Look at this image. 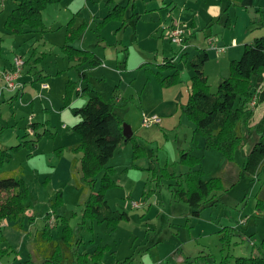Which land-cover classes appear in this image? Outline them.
<instances>
[{
    "label": "rangeland",
    "instance_id": "obj_1",
    "mask_svg": "<svg viewBox=\"0 0 264 264\" xmlns=\"http://www.w3.org/2000/svg\"><path fill=\"white\" fill-rule=\"evenodd\" d=\"M116 1L127 5V22L120 29L118 20L103 22L108 11L105 0H61L44 8V28L27 26L22 33H11L5 22L15 4L13 0H0V37L4 44L0 58L3 50L4 58L9 56L11 62L16 55L25 59L21 78L24 92L10 101L3 98L12 91H0V174L19 171L34 200L24 217L2 221L0 264H188L187 257L191 264H237L238 256L257 251L264 236V209L256 207L264 183V167L258 176H248L242 169L248 151L259 138L253 124L264 103L248 105L252 126L244 129L245 144L234 152L239 168L235 183L219 193L216 204L204 206L198 216L190 213L185 200L175 197L178 178H158V171L165 168L176 175L186 172L189 166L178 159L182 150H190L202 159L201 177L209 179L223 174L226 157L216 149L204 148V135L194 131L193 120L181 107L173 125L161 122L155 113L160 121L143 126L142 113L153 114L148 108L156 102L151 101L154 85L147 76L151 74L157 80L153 71L156 63L164 61L163 54H171V46L176 51L180 47L166 33L169 25L193 17L198 21L201 29L193 33L189 25L185 42L190 36L191 55L202 47L209 51L204 69L210 88L215 91L219 72L223 77L231 75V60L219 58L220 52L210 47L205 34L212 32L223 38L230 47L225 54L232 56V44L237 42L228 38L235 34L240 42L248 34L251 29L245 27V17L250 13L264 18V0H246L245 4L230 6L229 0ZM255 20L251 21L252 39L264 34V27ZM69 21L75 27L88 23L74 45L94 50L103 58L100 66H89L91 85H97L103 74L119 83L123 100L116 111L133 127L135 138L147 152L134 165V140L120 144L107 166L96 170L91 182L84 175L83 152L76 148L80 136L71 128L79 116L64 106L63 99L66 83L79 84L80 76L77 63L62 50ZM178 63L182 79L176 84L185 93L191 83L189 72L194 69L189 60L179 59ZM0 68L1 74L5 67ZM145 81L151 90L140 101ZM3 83L1 78L0 84ZM262 89L264 84L258 90ZM85 102V95L74 94L72 103L82 106ZM180 114L185 117L182 123ZM32 122L37 123L35 128ZM187 124L193 130L186 128ZM193 134V148H189ZM151 155L157 161L155 165L150 162ZM106 173L111 181L105 190L108 203L126 211L128 219L100 222L87 213V203L101 188ZM60 192L62 196H58ZM227 225L234 226L236 234L229 235L224 229ZM45 228L48 238L42 243L38 230ZM65 229L68 234L63 237ZM62 243L68 245L65 257L62 251L53 250Z\"/></svg>",
    "mask_w": 264,
    "mask_h": 264
},
{
    "label": "trees",
    "instance_id": "obj_2",
    "mask_svg": "<svg viewBox=\"0 0 264 264\" xmlns=\"http://www.w3.org/2000/svg\"><path fill=\"white\" fill-rule=\"evenodd\" d=\"M60 1L13 0L15 6L7 16L5 28L11 33H22L27 26L29 28H44V8ZM232 1L238 4L241 0ZM105 2L108 11L103 22L115 19L122 22L118 29L125 26L127 5L120 4L115 0H106ZM73 24L72 21H69L66 27V40L62 45L63 52L69 59L75 60L79 64L89 62L92 66L99 65L101 58L94 51L72 45V42L79 38L88 23L83 22L77 27ZM263 24L264 21H262ZM1 46L0 37V53ZM184 51L185 49L182 51V56L186 55ZM173 59V57H165L162 63H158V70L154 72L156 78L164 86L176 84L182 79L181 72ZM208 59L209 53L205 48L199 49L191 57L190 64L194 69V74L191 76L188 102L182 104L181 108L193 120L194 131L204 135V148L207 150L216 149L226 157L224 172L221 176L203 179L199 167L202 159L199 155L192 154L190 150H182L178 159V162L189 166L186 172L176 175L168 172L165 168L158 171V178L163 176L178 178L174 184L173 193L175 197L187 202L193 216H198L204 206L216 204L219 193L228 189L229 184L235 183L239 168L236 167L234 152L245 144L244 129L252 126L248 105L254 97H256V104L264 102V89L258 90L264 84V34L254 37L253 42L244 44L241 56L230 62L231 75L221 77L215 91L211 90L204 69ZM166 69H172V72L163 75L161 71ZM79 74V84L74 81L66 83L63 99L64 106L70 107L72 113L79 116L71 128L80 136V142L76 148L83 152L84 175L91 182L96 170L107 166L120 144L131 139L134 140L132 160L134 165L136 160L147 155V152L142 142L137 141L134 133L129 138H126L123 133L125 119L116 111L119 84H112L102 79L96 88L91 85L89 73L85 68L81 69ZM74 94L85 95V104L74 105L72 103ZM36 124L32 122L34 128ZM253 127L259 134V138L248 151L242 167L248 176H258L264 167V109ZM149 158L153 165L157 163L153 155ZM2 162L3 157L0 155V166ZM110 183V176L106 173L101 188L91 195L87 203V213L100 222L129 218L126 211L114 209L108 203L105 190L110 186ZM58 196H62V193L60 192ZM33 201L19 171L0 174V226L7 217H24ZM256 207L259 210L264 209V183L261 193L257 197ZM45 225L47 226V221ZM46 229L38 230V239L42 243L48 238ZM224 229L229 235L236 234V228L232 225H227ZM67 230L65 229L63 237L67 236ZM44 238L46 239L44 240ZM48 244L50 243L48 242ZM66 247L68 245L65 246L62 243L53 250L54 252L62 251L65 257L67 256ZM185 259L188 264L192 263L189 257ZM236 263L264 264V236L257 251L247 256H238Z\"/></svg>",
    "mask_w": 264,
    "mask_h": 264
},
{
    "label": "crops",
    "instance_id": "obj_3",
    "mask_svg": "<svg viewBox=\"0 0 264 264\" xmlns=\"http://www.w3.org/2000/svg\"><path fill=\"white\" fill-rule=\"evenodd\" d=\"M106 1V0H105ZM116 1V0H115ZM117 2V1H116ZM119 3V2H118ZM234 4V5H242V4H245L246 3V0H241L238 4H235L232 0H229V4H228V6H230V4ZM121 4V3H120ZM126 5V4H125ZM245 10H247V8H245ZM257 10V9H256ZM256 16V13L255 12H252V13H250L249 15H248V17H245V19H246V21H245V27L246 28H250L251 30L249 31L248 30V34L247 35H244L245 37L242 39V40H240V42L237 40L238 38H236L237 36L235 35V34H232V36H230V38H228V41H230V39L232 40V39H235L236 40V42L237 43H235L234 45L232 44V47H235L234 48V50L235 51H230V54L232 55V56H229V55H227V54H225V52H227L226 50L228 49V48H230L229 47V44L228 43H225V40L223 41V38H219L218 37V34L216 35V34H214L213 35V33L212 32H208V33H206L205 34V37L206 38H208V37H214V38H216V42H217V44H219V45H225L226 47L223 49V50H216L217 52H220L219 53V58H221V59H224L225 61H228L229 59L230 60H232V59H237V58H235V56L236 55H240V54H242V51H243V47H244V44L245 43H250V42H253V40H254V37H256V36H253V39L251 38V36H252V34H253V32L254 31H252V28H253V26H252V24H251V21L252 22H254V20L257 22V23H259L260 24V26H263L264 27V24L262 25V21H264V18H261V17H255ZM252 18H254V19H252ZM119 21V20H118ZM121 22V21H120ZM122 23V22H121ZM178 23H187V25H188V27H189V25L191 26V32H196V30H199V29H201V27H199V23H198V21H196V19L193 17L192 18V20H182V22L181 21H179V22H174V23H172L171 25H169L168 26V28H167V31H166V33L168 32L169 33V29L173 26V25H176V24H178ZM231 23V21L229 20V17L227 18V20H226V24H230ZM121 25V24H120ZM255 26H257V25H255ZM120 26H118V28H119ZM117 28V29H118ZM259 29V28H258ZM256 33V32H255ZM77 40V39H76ZM218 40V41H217ZM246 41V42H245ZM3 42V41H2ZM74 42L75 41H73L72 42V45H74ZM187 47H186V49H185V51H184V53L186 54L185 56H182V51L180 50V47L178 48V50L176 51V47H174V46H171V50H172V52H171V54L169 55V56H166L165 54H163V58L164 57H173L174 59V62L176 63L177 62V60H181V62L182 61H187V60H189L190 61V59H191V57L194 55V54H196L197 53V51L199 50V49H201V48H198L197 50H195L193 53H192V55H191V53L189 52V50H188V46H189V44H190V42H191V38H190V36H189V38H187ZM205 42H207V39L205 40ZM208 43V42H207ZM230 44V45H231ZM242 44H243V46H242ZM3 45V47H4V44H2ZM239 45H241L240 47H238ZM75 46V45H74ZM75 47H77V46H75ZM78 48H80V47H78ZM202 48H204V47H202ZM82 49H86V48H82ZM205 49H207V48H205ZM92 51H94V50H92ZM208 51V50H207ZM4 51L2 50V55H1V58H0V62H2L3 64H1L3 67H7V68H9L10 67V65H11V59H10V57L9 56H7V53H6V56L7 57H5L4 58V56L3 55H5V53H3ZM100 58H101V63L99 64V65H97V66H100L102 63H103V58L100 56V54H98L96 51H94ZM229 52V51H228ZM157 53L159 54V51H157ZM163 53H165V52H163ZM208 53H209V51H208ZM236 53V54H235ZM8 57H9V63L7 62V60H8ZM209 57H210V53H209ZM163 58H162V60H161V62L163 61ZM229 60V61H230ZM142 61V60H141ZM73 62H76L77 64H76V66L78 67V69H79V71L81 70V69H83V68H85L86 70H87V72L88 73H90V71H89V66H92V65H90V63L89 62H85L84 64H79V62H77V61H75V60H73ZM158 63H160V62H158ZM158 63H156V69H153V71H157L158 70ZM0 65V66H1ZM205 65H206V63H205ZM97 66H94V68L95 67H97ZM178 68H179V63H178ZM4 68V69H5ZM120 68V67H119ZM1 69V68H0ZM181 69V68H180ZM185 70H188L187 69V67H186V65H185V68H184ZM205 71H206V69H205ZM172 72V69H166V70H163V71H161V73L163 74V75H167V74H169V73H171ZM190 74H189V76L191 77L193 74H194V72H189ZM182 74V73H181ZM221 75V77H223L222 76V74H221V72H219V75H218V77ZM89 76H90V74H89ZM187 77V76H186ZM220 77V78H221ZM1 76H0V81H1ZM79 78H80V76H79ZM150 78H152V79H150ZM102 79H105V80H107L109 83H112V84H116V83H114V82H112L111 80H110V78L106 75V74H103V76L99 79V81L100 80H102ZM147 80L149 81V83L150 84H153L154 85V90L152 89V91H153V93H155V96L154 97H152V100L151 101H156L154 104H152L149 108H148V112H152L153 114H155V113H157V114H159L160 115V117H161V122H163V120H165V121H167L168 122V125H173L175 122H176V119H177V115H178V113L180 112V107H181V105L184 103V101H187V99H188V97H189V94H190V87L188 88V91H186L185 93H183L182 92V90L180 91V84L178 83V84H173V85H170V86H164V85H162V84H160V81L157 79V80H155L154 78H153V76L151 75V74H149L148 76H147ZM90 81H91V79H90ZM3 82V81H2ZM146 82L147 81H145V84H146ZM117 84H119V83H117ZM1 85V84H0ZM121 85V84H120ZM92 86H94V85H92ZM95 87L97 88L98 87V84L97 85H95ZM150 90H151V88H149V85H145V88L143 89V95H140L139 94V96H140V101H144L145 100V97L146 96H148L149 95V92H150ZM119 91H120V87H119V90H118V97H117V99H116V101H117V105H118V103H121V101L123 100V96H122V98H121V92L119 93ZM24 92V90L21 92V93H15V92H11V93H9V95H5L4 96V98H3V100H12V101H15L17 98H18V96L20 95V94H22ZM6 98V99H5ZM120 101V102H119ZM33 102V101H32ZM264 103V102H263ZM74 104V103H73ZM75 105V104H74ZM263 109H264V107L262 108V111L260 112V115H259V117L261 116V114H262V112H263ZM179 123H182L184 120H185V117H183V116H181V114H180V116H179ZM188 126L186 127V128H189V129H191V130H193V126L192 125H190V124H187ZM132 129H133V127H132ZM171 129H173L172 128V126H171V128H170V132H171ZM133 133H134V130H133ZM188 135V134H187ZM194 138H195V134H193V136L191 137V140L189 141V148H193V144H194ZM199 143H201L200 141H199ZM203 145H204V141H203V143H202ZM205 178V177H204ZM114 208V207H113Z\"/></svg>",
    "mask_w": 264,
    "mask_h": 264
},
{
    "label": "built area",
    "instance_id": "obj_4",
    "mask_svg": "<svg viewBox=\"0 0 264 264\" xmlns=\"http://www.w3.org/2000/svg\"><path fill=\"white\" fill-rule=\"evenodd\" d=\"M187 29L188 25L187 23H178L174 25L170 31L169 36L171 38V41L173 43H177L180 46V49H185L187 47V42H185L186 36H187ZM210 47L216 49V50H223L226 46L225 45H219L215 41L216 38L214 37H208ZM25 59L21 57L20 55L14 56L12 59L11 65L9 68H5L1 72V77L4 80L3 85L0 86V91L11 90L12 92H22L24 88V82L21 80L23 76V69H24ZM47 84L44 83L43 86H46ZM251 105L256 104V97H254L251 102ZM160 121V117L157 114H151L146 115L145 113H142V125L149 127L150 125L154 123H158ZM135 206H138V202H133Z\"/></svg>",
    "mask_w": 264,
    "mask_h": 264
},
{
    "label": "water",
    "instance_id": "obj_5",
    "mask_svg": "<svg viewBox=\"0 0 264 264\" xmlns=\"http://www.w3.org/2000/svg\"><path fill=\"white\" fill-rule=\"evenodd\" d=\"M123 133H124L126 138H129L133 135V129H132L131 125L126 121L123 124Z\"/></svg>",
    "mask_w": 264,
    "mask_h": 264
}]
</instances>
